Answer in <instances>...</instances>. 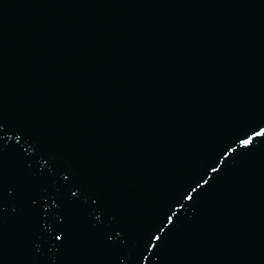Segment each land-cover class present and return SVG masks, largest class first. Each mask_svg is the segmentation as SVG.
<instances>
[{
  "label": "water",
  "instance_id": "water-1",
  "mask_svg": "<svg viewBox=\"0 0 264 264\" xmlns=\"http://www.w3.org/2000/svg\"><path fill=\"white\" fill-rule=\"evenodd\" d=\"M0 264H264V0H0Z\"/></svg>",
  "mask_w": 264,
  "mask_h": 264
}]
</instances>
